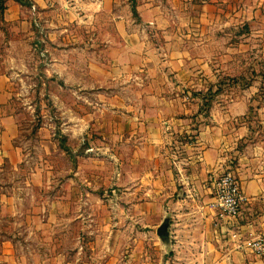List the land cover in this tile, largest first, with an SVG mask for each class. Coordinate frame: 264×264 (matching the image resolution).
I'll return each mask as SVG.
<instances>
[{"label": "crops", "instance_id": "1", "mask_svg": "<svg viewBox=\"0 0 264 264\" xmlns=\"http://www.w3.org/2000/svg\"><path fill=\"white\" fill-rule=\"evenodd\" d=\"M200 1L137 0L135 13L131 0L6 2V12H19L18 19L28 23L35 15L49 25L58 43L52 52L41 44L39 52L52 56L58 80L80 89H103L98 96L108 99L103 108L110 119L101 130L104 144L117 148L113 158L120 168L111 182L116 212L105 215L92 205L97 200L103 208L105 199V192L94 193L92 176L84 179L89 187L73 188L81 175L73 169L67 174L68 190L63 184L54 203L62 210L58 220L75 209L78 195L84 196L80 207L85 212L95 207V219L68 215L70 224L82 219L91 227L96 222L91 232L95 237L86 245L89 253H74L78 264H264V257L246 248L237 250L235 244L264 235V176L257 175L253 158L244 167H232L243 137L235 123L242 102L231 100L223 107L225 95H219L205 116L200 97L221 75L231 76L226 70L243 52L264 53V0ZM240 24L254 28L240 36V42H227L230 28ZM63 35L69 41L67 50L61 48ZM255 37H262L260 44ZM13 47L0 45V110L9 104L17 55ZM225 51L230 54L223 56ZM78 70L84 79L77 77ZM2 123V146L10 150L18 127L12 118ZM69 162L72 168L77 164L71 158ZM229 171L248 201L235 221L216 225L214 180ZM37 206L39 216L30 223L39 231L45 226V210ZM164 224L168 234L160 237ZM75 242L82 244L80 239ZM11 253L2 255L6 262H14ZM44 254L31 252L33 264H74L66 262L63 252ZM44 256L52 261L42 260Z\"/></svg>", "mask_w": 264, "mask_h": 264}, {"label": "rangeland", "instance_id": "2", "mask_svg": "<svg viewBox=\"0 0 264 264\" xmlns=\"http://www.w3.org/2000/svg\"><path fill=\"white\" fill-rule=\"evenodd\" d=\"M201 1L198 4H209L207 0ZM6 2L0 0V45L13 43L17 55L13 61L9 104L6 109L0 110V264H20L24 258L26 264H33L34 258L30 253L38 249L46 255L63 252L67 255L66 262L78 264L74 253L76 250L89 253L86 245L95 237L91 232L96 228V222L94 220L91 227H85L82 219L70 224L68 215H91L95 219V207L88 206L90 211L85 212V207H80L81 203L84 205V196L78 195L75 209L67 210L58 220L62 210L58 211L54 203L59 201L58 191L63 192V184H68V171L73 169L81 173L73 188L89 187L84 179L92 176L91 182L97 185L94 193L102 195L105 192L103 208L98 207L100 202L97 200L91 202L92 205L105 215L113 216L116 212L113 208H117V202L111 194L115 185L111 182L116 177V169L120 168L113 158L117 148L113 150L104 144V131L101 130L102 123L108 124L110 119L103 108L108 99L98 96L103 89H80L77 85L70 86L58 80L52 72V56L39 52L42 45L52 52L58 43L51 35L49 25L41 18L36 19L35 15L28 23L18 19L19 12H6ZM233 26L230 28L231 36L226 37L227 42L231 38V41L240 42L239 37L248 36L250 28H254L250 24ZM63 37L61 48L67 50L65 46H69V41L63 40ZM97 37L99 41L103 38ZM261 39L255 37L254 41L260 44ZM99 41L96 44L98 49ZM243 53L244 56L237 58L238 61L226 70L231 76L221 75L218 82L200 97H203L205 116L218 100L216 97L222 94L225 95L220 101L223 107L232 104L231 100L242 102L238 106L241 111L248 107L247 114L239 111L235 119L237 127L242 128L243 137L237 145L232 167L234 170L241 164L244 167L253 158L257 175L264 176V53L257 49ZM222 54L230 53L225 51ZM245 56L247 60H243ZM76 72L77 77L84 79L80 70ZM5 118H12L18 127L10 150L2 146V122ZM62 138H66V144L75 154L77 164L74 168L69 162V155L60 148ZM67 188L68 185L64 191ZM109 199L114 200L109 202ZM37 203L45 210L42 216L45 226L39 231L30 223L39 216ZM262 237L264 239V235ZM76 239H80L82 244L76 245ZM6 250L10 253L14 251L10 256L14 257L15 263H8L2 257ZM44 257V261L51 260V256Z\"/></svg>", "mask_w": 264, "mask_h": 264}, {"label": "built area", "instance_id": "3", "mask_svg": "<svg viewBox=\"0 0 264 264\" xmlns=\"http://www.w3.org/2000/svg\"><path fill=\"white\" fill-rule=\"evenodd\" d=\"M214 197L216 209V225L235 221L248 198L242 189L240 181L232 172H224L214 180ZM236 234H233L234 237ZM237 250L248 248L254 254L264 256V239L262 236L255 240H246L237 244Z\"/></svg>", "mask_w": 264, "mask_h": 264}, {"label": "trees", "instance_id": "4", "mask_svg": "<svg viewBox=\"0 0 264 264\" xmlns=\"http://www.w3.org/2000/svg\"><path fill=\"white\" fill-rule=\"evenodd\" d=\"M14 1L21 4V5H25V4L30 3V0H14ZM131 1L133 3V12L135 13L137 0H131ZM39 43H40V41L37 42V44H39ZM60 146L70 156V158L72 160H74V162L76 163L75 156H74L71 148L66 144V138H62V140L60 141Z\"/></svg>", "mask_w": 264, "mask_h": 264}, {"label": "water", "instance_id": "5", "mask_svg": "<svg viewBox=\"0 0 264 264\" xmlns=\"http://www.w3.org/2000/svg\"><path fill=\"white\" fill-rule=\"evenodd\" d=\"M158 234L160 237L167 235L168 234V225L167 224L162 225L161 228L159 229Z\"/></svg>", "mask_w": 264, "mask_h": 264}]
</instances>
